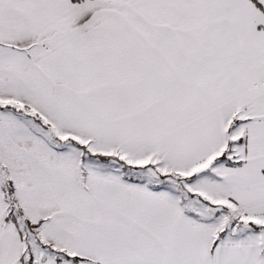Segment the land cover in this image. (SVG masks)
<instances>
[{"label":"snow or ice","instance_id":"6c2138e0","mask_svg":"<svg viewBox=\"0 0 264 264\" xmlns=\"http://www.w3.org/2000/svg\"><path fill=\"white\" fill-rule=\"evenodd\" d=\"M0 264H264V0H0Z\"/></svg>","mask_w":264,"mask_h":264}]
</instances>
